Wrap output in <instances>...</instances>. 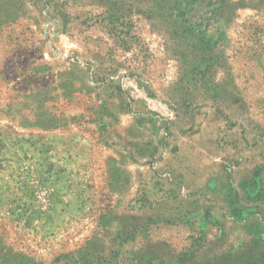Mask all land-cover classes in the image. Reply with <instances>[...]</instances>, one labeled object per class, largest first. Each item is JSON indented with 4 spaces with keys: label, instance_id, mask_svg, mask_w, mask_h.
I'll use <instances>...</instances> for the list:
<instances>
[{
    "label": "rangeland",
    "instance_id": "374dc122",
    "mask_svg": "<svg viewBox=\"0 0 264 264\" xmlns=\"http://www.w3.org/2000/svg\"><path fill=\"white\" fill-rule=\"evenodd\" d=\"M0 264H264V0H0Z\"/></svg>",
    "mask_w": 264,
    "mask_h": 264
}]
</instances>
